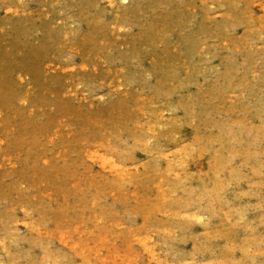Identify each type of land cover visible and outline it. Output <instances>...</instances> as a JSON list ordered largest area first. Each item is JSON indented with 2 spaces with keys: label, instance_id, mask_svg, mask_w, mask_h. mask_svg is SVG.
Returning <instances> with one entry per match:
<instances>
[{
  "label": "rangeland",
  "instance_id": "obj_1",
  "mask_svg": "<svg viewBox=\"0 0 264 264\" xmlns=\"http://www.w3.org/2000/svg\"><path fill=\"white\" fill-rule=\"evenodd\" d=\"M134 1L0 0V264H264V0Z\"/></svg>",
  "mask_w": 264,
  "mask_h": 264
},
{
  "label": "bare ground",
  "instance_id": "obj_2",
  "mask_svg": "<svg viewBox=\"0 0 264 264\" xmlns=\"http://www.w3.org/2000/svg\"><path fill=\"white\" fill-rule=\"evenodd\" d=\"M86 1H87V0H86ZM112 1H113V0H112ZM126 1L128 2V0H122V2H126ZM135 1H137V0H135ZM135 1H134V2H135ZM140 1H141V0H140ZM145 1H146V0H145ZM145 1H143V2H145ZM248 1H249V0H248ZM69 2H70V1H69ZM137 2H138V1H137ZM86 3H88V2H86ZM90 3H91V2H90ZM90 3H89V4H90ZM128 3L130 4V2H128ZM139 3H140V2H139ZM139 3H137V5H138ZM247 3H248V2H247ZM68 4H69V3H68ZM75 4H76V2H75ZM93 4H94V3H93ZM129 4H128V5H129ZM151 4H152V3H151ZM151 4H150V5H151ZM153 4H154V3H153ZM174 4H175V3H174ZM70 5H72V4H70ZM76 5H77V4H76ZM86 5H87V4H86ZM128 5H127V6H128ZM143 5H144V3H143ZM150 5H149V6H150ZM84 6H85V5H84ZM96 6H98V5H96ZM96 6H95V8H97ZM111 6H112V5H111ZM125 6H126V5H125ZM127 6H126V7H127ZM135 6H136V5H135ZM140 6H141V5H140ZM147 6H148V4H147ZM76 7H77V6H76ZM86 7H87V6H86ZM150 7H151V6H150ZM252 7H253V6H252ZM260 7H261V6H260ZM91 8H92V5H91L90 9H91ZM142 8H143V7H142ZM144 8H145V7H144ZM156 8H158V7H156ZM140 9H141V8H140ZM173 9H174V8H173ZM83 10H85V9H83ZM174 10H175V9H174ZM86 11H87V10H86ZM141 11H142V9H141ZM169 11H170V10H169ZM245 11H246V10H245ZM80 12H81V14L83 13L82 11H80ZM89 12H90V11H89ZM118 12H119V11H118ZM144 12H145V11H144ZM142 13H143V12H142ZM166 13H168V12H166ZM263 13H264V12H263ZM88 14H89V13H88ZM91 14H93V13H91ZM115 14H116V13H115ZM117 14H118V13H117ZM140 14H141V13H140ZM144 14H145V13H144ZM146 14H148V12H147ZM180 15H181V14H180ZM117 16H118V15H117ZM251 16H252V15H251ZM196 17H197V16H196ZM252 17H253V16H252ZM254 17H255V16H254ZM101 18H102V17H101ZM246 18H247V17H246ZM260 18H261V17H260ZM260 18H259V19H260ZM95 19H96V18H95ZM117 19H118V18H117ZM250 19H252V18H250ZM26 20H27V19H26ZM254 20H255V19H254ZM21 21H22V20H21ZM140 21H141V20H140ZM170 21H171V20H170ZM248 21H249V20H248ZM259 21H260V20H259ZM16 23H17V21H16ZM16 23H15V24H16ZM104 23H105V22H104ZM145 23H146V22H145ZM145 23H144V24H145ZM179 23H180V22H179ZM195 23H196V22H195ZM196 24H197V23H196ZM13 25H14V23H13ZM32 25H33V24H32ZM247 25H248V24H247ZM249 25H250V23H249ZM18 26H19V25H18ZM18 26H15V27L18 28ZM26 26H27V25H26ZM30 26H31V25H30ZM108 26H109V25H108ZM145 26H146V25H145ZM152 26H153V25H152ZM263 26H264V25H263ZM146 27H147V26H146ZM193 27H194V26H193ZM207 27H208V26H207ZM147 28H148V27H147ZM200 28L202 29L203 27H200ZM200 28H198V29L200 30ZM259 28H263V27H259ZM18 29H20V28H18ZM103 29H104V28H103ZM105 29H106V28H105ZM25 30H28V29H25ZM145 30H146V29H145ZM147 30H148V29H147ZM189 30H190V29H189ZM202 30H203V29H202ZM187 31H188V30H187ZM196 31H197V30H196ZM205 32H206V31H205ZM21 33H22V32H21ZM45 34H46V33H45ZM204 34H205V33H204ZM25 35H26V34H25ZM203 37H204V36H203ZM258 37H260V36H258ZM200 39H202V38H200ZM185 41H186V40H185ZM201 42H202V41H201ZM202 45H203V44H202ZM185 46H186V45H184V48H185ZM191 46H192V45H191ZM196 46H197V45H195V47H196ZM199 46H200V45H199ZM188 48H190V47L188 46ZM182 49H183V48H182ZM201 49H202V48H201ZM199 50H200V49L198 48V51H199ZM196 51H197V50H196ZM252 53H253V52H252ZM185 54H186V53H185ZM195 54H196V53H195ZM253 54H254V53H253ZM124 55H125V54H124ZM180 56H182V55H180ZM249 56H251V55H249ZM126 58H127V57H126ZM250 58H251V57H250ZM193 59H194V58H193ZM229 59H231V58H229ZM235 59H236V58H235ZM126 60H127V59H125V61H126ZM191 60H192V59H191ZM249 60H251V59H249ZM257 60H258V59H257ZM226 61H227V60H226ZM235 61H237V60H234V62H235ZM252 61H253V60H252ZM196 62H197V61H196ZM203 62H204V61H203ZM248 62H249V61H248ZM194 63H195V62H194ZM257 63H258V62H257ZM245 64H246V63H245ZM250 64H251V63H250ZM226 65H227V64H226ZM207 66H208V65H207ZM235 66H236V64H235ZM227 67H228V66H227ZM227 67H226V68H227ZM229 67H231V66H229ZM237 67H238V65H237ZM237 67H236V69H237ZM233 68H234V67H233ZM250 68H251V67H250ZM211 69H212V68H211ZM236 69H234V70H236ZM243 69H244V68H243ZM254 69H255V68H254ZM191 70H192V69H191ZM201 70H203V68H202ZM244 70H245V69H244ZM251 70H252V68L250 69V72H252ZM228 71H230V70H229V69L227 70V74H228ZM263 71H264V70H263ZM164 72H165V71H164ZM166 72H167V71H166ZM250 72H249V73H250ZM223 73H224V72H223ZM262 73H263V72H262ZM163 74L165 75V73H163ZM169 75L171 76V74H169ZM218 75H219V74H218ZM220 75H221V74H220ZM225 75H226V73H225ZM191 77H192V76H191ZM230 77H231V76H230ZM230 77H229V78H230ZM195 78H196V77H195ZM225 78H226V77H225ZM217 79H218V78H217ZM231 79H232V78H231ZM164 82H165V81H164ZM218 83H219V82H218ZM213 84H214V83H213ZM217 87H218V86H217ZM211 89H213V87H212ZM250 90H251V89H250ZM251 91H252V90H251ZM251 91H249V92H251ZM209 92H210V91H209ZM213 92H214V91H213ZM229 137H230V135H229ZM232 137H233V136H232ZM223 138H224V137H223ZM229 139H230V138H229ZM242 139H243V138H242ZM244 139H245V138H244ZM223 140H224V139H223ZM220 141H221V140H220ZM221 142H222V141H221ZM222 143H223V142H222ZM200 150H201V149H200ZM201 153H202V151H201ZM222 154H223V153H222ZM223 155H224V154H223ZM225 156H226V154H225ZM100 157H101V156H100ZM97 158H98V157H97ZM104 158H105V157H104ZM179 158H181V155L179 156ZM224 158H225V157H224ZM95 159H96V158H95ZM95 159H94V160H95ZM107 159H108V158H107ZM107 159H106L107 162H105V163H108V161L110 160V159H109V160H107ZM181 159H182V158H181ZM218 159H219V158H218ZM98 160H99V158H98ZM182 160H183V159H182ZM211 161H212V159H211ZM228 162H229V161H228ZM181 163H183V162H181ZM220 165H221V164H220ZM109 167H110V166H109ZM18 182H21V181H18ZM19 186H20V185H19ZM13 187H14V186H13ZM11 188H12V187H11ZM5 189H6V188H5ZM5 189H4V190H5ZM0 190H1V189H0ZM13 190H14V189H13ZM3 192H4V191H3ZM9 192H10V191H9ZM11 194H12V193H11ZM2 195H3V194H2ZM4 195H5V194H4ZM25 197H26V196H25ZM1 198H2V196H1ZM1 198H0V199H1ZM4 199H5V197H4ZM4 199H3V200H4ZM7 199H8V198H7ZM0 202H1V201H0ZM36 203H37V202H36ZM16 205H17V204H16ZM16 205H15V206H16ZM30 205L33 206L34 204H30ZM36 205H38V204H36ZM36 205H34V206H36ZM9 209H10V208H9ZM30 209H31V208H30ZM33 209H35V208H33ZM4 210H5V209H4ZM15 211H16V210H15ZM5 212H7V209H6ZM25 212H26V211H25ZM3 213H4V212H3ZM4 214L7 215L8 213H7V214L4 213ZM26 214H27V213H26ZM8 216H10V215H8ZM5 217H6V216H5ZM18 223H19V222H18ZM3 224H4V223H2V225H3ZM9 224H10V223H9ZM5 225H6V224H5ZM11 225H12V224H11ZM11 225H10V226H11ZM8 226H9V225H8ZM10 226H9V227H10ZM19 226H20V225H19ZM3 227H4V225H3ZM34 227H35V225H34ZM6 228H8V227H6ZM16 228H17V227H16ZM11 231H12V230H11ZM13 231H16V229L13 230ZM18 232H19V231H18ZM220 233H222V232H220ZM222 234H223V233H222ZM7 235H8V232H7ZM18 235H19V234H18ZM16 236H17V235H16ZM10 237H11V236H10ZM13 237H15V236H13ZM13 237H12V238H13ZM40 237H41V236H40ZM16 238H17V237H16ZM20 238H21V240H22L23 237H20ZM20 238H18V239H20ZM38 238H39V237H38ZM2 239H3V238H2ZM24 239H25V238H24ZM24 239H23V240H24ZM27 239H28V237H27ZM27 239H26V240H27ZM33 239L36 240L35 238H33ZM12 240H13V239H12ZM12 240H11V242H12ZM4 241H6V240H4ZM4 241H3V243H4ZM9 241H10V240H9ZM16 241H17V240H16ZM24 241H25V240H24ZM37 241H38V240H37ZM37 241H36V242H37ZM40 241H41V240H40ZM17 242H18V241H17ZM0 243H2L1 240H0ZM13 243H14V242H13ZM16 244H17V243H16ZM16 244H15V245H16ZM41 245H42V244H41ZM4 247H5V245H4ZM41 249H44V248L41 247ZM7 251H8V249H7ZM46 251H47V250H46ZM7 253H8V252H7ZM7 253H6V254H7ZM25 253H26V252H25ZM23 254H24V253H23ZM9 256H11V255H9ZM23 256L25 257V255H23ZM26 256H27V255H26ZM6 257H7V256H6ZM12 257H13V256H12ZM12 257H11V258H12ZM17 257H18V256H17ZM19 257H20V256H19ZM19 257H18V258H19ZM27 257H28V256H27ZM21 258H22V257H21ZM21 258H20V259H21ZM7 259H8V258H7ZM47 259H49V258H47ZM41 260H42V259H41ZM43 260L45 261L46 259H43ZM43 260L41 261L40 264L43 263ZM39 262H40V261H38V263H39ZM54 262H55V261H54ZM0 263H1V262H0ZM31 263L34 264V262H31ZM31 263H30V264H31ZM15 264H16V263H15ZM26 264H27V263H26ZM44 264H45V263H44ZM47 264H48V263H47Z\"/></svg>",
  "mask_w": 264,
  "mask_h": 264
}]
</instances>
